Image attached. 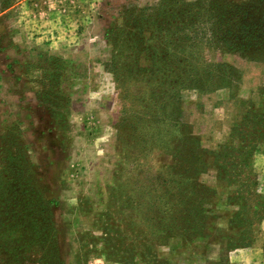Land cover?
<instances>
[{
  "label": "rangeland",
  "instance_id": "374dc122",
  "mask_svg": "<svg viewBox=\"0 0 264 264\" xmlns=\"http://www.w3.org/2000/svg\"><path fill=\"white\" fill-rule=\"evenodd\" d=\"M194 1L166 0L165 20L175 16L179 6ZM218 1L249 4L251 19L264 22L260 19L264 0ZM160 3L0 0V194L11 196L9 202L3 199L0 211L10 214L3 219L29 232L22 242L29 249L19 256L24 264L219 261L221 244L207 239L186 246L175 237L158 246L145 240L146 229H152L154 222L145 221L146 214L151 217L162 209L157 177L162 163H171V156L161 150L162 144L172 143V129L165 130V142L155 133L157 141L147 142L145 115L138 106L144 99L135 95L137 82L130 79L119 87L112 62L130 60L133 66L130 56L142 44L135 27L145 21V10L159 11ZM128 40H133L130 46L124 44ZM209 53L213 61L234 66L233 88L203 94L184 89L179 96L184 120L202 146L212 150L227 141L231 126L249 104L259 106L264 60L221 50ZM137 60L141 69L149 66L145 51ZM248 166L257 175V191L264 197V144ZM200 180L217 190L211 198L217 228L213 237L226 249L229 237L235 236L228 224L235 206L225 198L215 168L209 166ZM27 195L35 206L23 220L20 214ZM262 213L255 220L249 246L223 249L228 264H264Z\"/></svg>",
  "mask_w": 264,
  "mask_h": 264
},
{
  "label": "trees",
  "instance_id": "16d2710c",
  "mask_svg": "<svg viewBox=\"0 0 264 264\" xmlns=\"http://www.w3.org/2000/svg\"><path fill=\"white\" fill-rule=\"evenodd\" d=\"M167 5L166 0H162L159 11L154 9L147 13L145 10L142 15L145 21L135 27L139 30L141 50L148 55L149 66L143 69L138 66L141 50L129 55L133 66L130 60L112 62L119 87L130 79L137 82L135 95L138 100L144 99V104L137 105L145 115L143 129L144 134L149 135L147 142L157 141L152 133L165 142V130L172 129V143L162 144L161 150L171 156V163H162L157 177L161 179L162 209L157 208L151 217L146 214L144 220L154 222L150 225L152 229H146L144 239L154 241L157 246L165 245L173 237L183 246L207 239L222 246L220 259L215 264H228L226 252L250 245L255 220L262 217L264 211V197L257 191V175L248 166L253 153L264 144V87L259 91V106L249 104L231 126L227 141L218 143L212 150L202 146L184 120L179 95L184 89H195L202 94L220 88L232 89L236 77L234 66L227 61H213L209 50L247 54L264 60V22L256 24L251 19L253 6L249 4L236 6L218 0H196L189 8L179 6L176 15H168L166 21ZM260 19L264 21V16ZM143 32L147 37L141 36ZM132 41L124 44L130 46L128 43ZM148 154L154 156L150 151ZM209 166L215 168L217 182L224 184L225 198L235 206L228 219L229 229L235 236L229 237L226 249L220 239L213 237L217 228L216 217L211 214V198L217 195V190L200 180ZM4 195L0 194V207L4 198L11 201V196ZM23 205L26 207L20 215L24 220L32 214L35 205L30 196L24 199ZM8 215L0 211V264H24L19 256L29 249L27 243L22 245L29 232L11 219H3ZM4 233H12V236L9 238ZM14 258L16 260H12Z\"/></svg>",
  "mask_w": 264,
  "mask_h": 264
}]
</instances>
